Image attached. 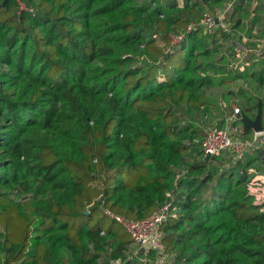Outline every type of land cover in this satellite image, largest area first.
<instances>
[{"label": "trees", "instance_id": "16d2710c", "mask_svg": "<svg viewBox=\"0 0 264 264\" xmlns=\"http://www.w3.org/2000/svg\"><path fill=\"white\" fill-rule=\"evenodd\" d=\"M20 1L28 11L18 0H0L2 264L122 260L136 244L107 213L143 220L168 194L176 210L161 228L168 264H264V206L247 192L253 160L215 157L234 166L218 181L220 199L205 207L192 197L198 177L179 175L191 138L177 129L175 110L202 105L200 90L213 83L206 72L216 73L206 61L213 50L220 69L247 77L227 66L220 41L229 36L195 30L169 48L171 35L199 21L192 0L181 8L167 0ZM150 11L154 18L146 20ZM258 23L251 22L249 37ZM212 160L189 174L206 173ZM17 191L31 196L15 199ZM114 241L118 249L109 255ZM137 250L122 264H151ZM148 255L158 264L155 252Z\"/></svg>", "mask_w": 264, "mask_h": 264}, {"label": "built area", "instance_id": "2783aa9c", "mask_svg": "<svg viewBox=\"0 0 264 264\" xmlns=\"http://www.w3.org/2000/svg\"><path fill=\"white\" fill-rule=\"evenodd\" d=\"M222 0H207L208 5H218ZM21 11H28L20 0H18ZM249 0H229L223 4L222 8H215V11H206L202 14L199 21H191L186 28L185 32L173 34L170 36V47L179 45L186 36L195 30H199L204 35L217 36L226 34L229 37H235L231 44L232 51L229 54L223 53L227 60V66L234 74L239 75L246 71L248 66L247 59L250 56L262 59L264 58V37L260 36L263 29L260 24L264 26V12H257L261 9L260 5H264V0H256V5L253 9L248 11L249 19L242 18L247 10ZM260 18V23L253 27V35L249 37L247 31L251 29V22ZM163 18V15H161ZM241 20L240 27L244 31H239L234 26ZM264 28V27H263ZM222 43V40L220 41ZM253 44V45H252ZM166 49V52L169 50ZM238 99L234 100L233 112L230 116V123L234 126L228 125L227 128H211L208 130L202 142V152L204 157L207 155L210 158L218 157L224 153H229L233 157V161L241 162L250 153H257L264 150V131L256 132L248 136L246 134L242 118L240 117L244 112L243 107L240 105ZM263 105V102H262ZM264 114V110H263ZM240 123L239 126H236ZM249 181L247 183V192L253 198L256 206H264V169L258 170L252 166L248 169ZM170 201L158 207L153 213L143 220L132 221L125 219L121 216H113L107 213L110 217L114 218L119 224L124 226L132 240L138 246V256L142 249H144V258L149 251H153L157 256L158 264H168L170 257L167 254L166 247L163 242L162 226L176 214L173 207V196L168 194ZM264 211V208H262ZM142 258L143 261L146 259ZM121 259L112 261L110 264H122Z\"/></svg>", "mask_w": 264, "mask_h": 264}, {"label": "rangeland", "instance_id": "374dc122", "mask_svg": "<svg viewBox=\"0 0 264 264\" xmlns=\"http://www.w3.org/2000/svg\"><path fill=\"white\" fill-rule=\"evenodd\" d=\"M165 1L166 0H164L163 4L165 3ZM183 1L184 0H167V3L174 2L176 3L174 4L175 7L179 6L181 8L184 6ZM192 1L193 3H191V6H193L194 4H198L196 9L198 13H200L199 20L201 19L202 14L204 12L215 11V8H222L224 4L223 0L218 5H211V6L208 5L206 0H192ZM176 10L178 9L176 8L175 11ZM242 16H243L242 18L244 19L249 18V16L246 14H243ZM153 18H154V15L151 14V11L147 13L145 16L146 20H150ZM238 30L241 32L244 31L243 27H239ZM234 39L235 37H231V36L228 39L226 38L222 39V43L225 46L224 50L222 51L223 53L229 54L232 51L231 44L233 43ZM157 43L161 48L163 47L162 49L166 48V46L163 43H161L160 38L159 40H157ZM218 56H220L219 50L214 49L212 55L206 60L208 64L212 65V67L215 68L216 73L212 71L206 72V75L213 76L211 77V79L213 80V83L211 85L209 84V85L204 86L200 90V93H202L204 97L202 105L198 109L188 107V108H182L179 110H175L176 115L180 117V121L178 123L177 129L180 130L182 137L191 138L190 140H187L185 142V146L187 147V150L185 152L183 164L179 167L180 172H181L179 175L183 174V177L187 175V181L191 179L193 180V178L198 177V179L201 181V184L197 185L193 189L192 197L197 198L199 201L203 202V207L209 204H212L213 199L218 197L219 191H221V187L218 185V181L223 177V173H226L227 169H231L234 166L231 160L223 161L219 158L214 157L212 158L213 160L209 164L208 171L206 173L202 174L201 176H199L198 173H196L197 171L195 173H192L191 175L189 174L190 169L194 165H198L202 163L203 159H205V157L202 155V142L208 130L211 128H227L229 124L231 126H234V124L230 123L228 119L227 121L225 120V118L224 120H221V114L224 117H226L225 114L231 111L232 109L231 99L235 95L234 91L242 89L236 96H239L242 99L243 103L240 105L244 108L246 114L252 117H254V114L251 113L249 103L253 99V101L256 102V106L254 107L256 109L258 105L257 99L260 98L263 100L262 90H260L259 88L254 89L253 86L250 83L247 84V82L250 81L252 84L255 82L257 85L263 84L262 82L263 75H261V73H264V59L262 62L255 64V70H259L261 68L259 72L260 73L259 78L256 81H254L256 78H252L251 77L252 73H250L249 77L246 78L245 84H243L244 87L242 88V86L239 83H237L238 79L235 78L237 76H234L233 74H229L227 70L220 69L221 67L220 64L222 63L217 61L219 59ZM253 73H258V72L255 71ZM251 78L253 80H251ZM222 100H224L225 107H228L227 109H224V106H222V102H223ZM239 125L240 123L236 124V126H239ZM222 156L224 157L225 154H223ZM260 159L262 160V162L261 161L260 162L263 164L264 163L263 162L264 152L262 153V156ZM244 164L245 163H243L240 166V168L237 170V175L240 174V170L243 168ZM262 164L256 163L255 168L258 170L264 169V164L263 165ZM210 174L213 176V179L211 181L204 182L205 179ZM224 176L227 178V175H224ZM238 190L246 191V187L243 185L240 188H238ZM180 194L187 196V192L185 193L182 190ZM30 196L31 195L25 196L21 194L19 191H17L14 193L13 197L15 199L24 200L25 198H28ZM218 199H220V197H218ZM183 200H184L183 197L179 198V203H182ZM110 222L111 221L109 219L106 223L107 227L111 224ZM116 228L120 229V233L127 232L126 230L122 229L119 225H116ZM136 246L131 245L130 246L131 249H127L126 251H124L121 256L123 258L122 260L125 261V257L123 256H129L128 253H131V251L136 250L138 248ZM178 248L179 246H176L173 250H171V252L174 253L175 257H178L177 255L179 254V252H177ZM117 249H118L117 242L114 241V242H110L107 244L108 254L111 253L112 251H116ZM1 259L2 257H0V264H2ZM103 259H104V256H102V261ZM144 259H147V260L149 259L151 264H155V261H156L155 258H152L150 255H148V257H145ZM183 263L184 262H181L180 259L176 261V264H183Z\"/></svg>", "mask_w": 264, "mask_h": 264}, {"label": "crops", "instance_id": "0c3cea01", "mask_svg": "<svg viewBox=\"0 0 264 264\" xmlns=\"http://www.w3.org/2000/svg\"><path fill=\"white\" fill-rule=\"evenodd\" d=\"M227 1H229V0H223V2L225 3V2H227ZM255 5H256V0H249V3H248V5H247V10H246V12L244 13V14H246V15H248V11L249 10H251V9H253V7H255ZM257 12H260V10L259 9H257ZM261 13V12H260ZM250 18V17H249ZM249 18H246V19H249ZM257 18H259V17H257ZM256 18V19H257ZM259 22H260V18H259ZM242 23V22H241ZM263 30H264V28H262ZM263 59L264 58H262V59H259V58H255V57H253V56H250V57H248V59H247V63H248V66L246 67V71L243 73V74H247V77L246 78H248L249 76H248V74H250V73H252L251 74V77L252 78H256L254 81H256L258 78H259V75H260V69L259 70H255V64H257V63H259V62H262L263 61ZM255 71H257L258 73H253V72H255ZM256 74V75H255ZM261 75H263V79H264V73H261ZM232 76V75H231ZM246 78H238V81H237V83H239L241 86H242V88L244 87L243 86V84H245V82H246ZM251 78V80H253ZM237 80V79H236ZM235 80V81H236ZM249 81V80H248ZM251 84L252 86H253V88L254 89H257V88H259L260 90H262V93H263V100L262 99H260V98H258L257 100H258V104H259V100H261L263 103H264V81H263V84H256L255 82L252 84L250 81L249 82H247V84ZM242 89H239V90H237V91H234L235 92V95L232 97V99H231V106H232V109H231V111H229L228 113H226L225 114V116L226 117H224L222 114H221V120H224V118H225V120L227 121V119L228 120H230V116H231V114H232V112H233V103H234V100L235 99H238L239 101H240V103L242 104L243 103V101H242V99L239 97V96H236V95H238V93L241 91ZM254 99H255V97H254ZM223 102H222V106H224V109H227L228 107H225V105H224V100H222ZM249 107H250V110H251V113L252 114H254V117H252V116H250V115H247L246 114V112H245V110H244V112H245V114L249 117V118H251L252 120H255L256 119V117H257V115H258V106H257V108L255 109L254 107L256 106V102H254L253 101V99H252V101L249 103ZM227 106V105H226ZM244 109V108H243ZM263 121H264V114H263ZM263 126H264V123H263ZM249 130H251V132H249L248 133V136H250L252 133H253V130L252 129H249ZM264 152V150H262V151H260V152H257V153H250L247 157H248V159L247 160H249V159H251V160H253V164H252V167L254 168V167H256L255 166V164L256 163H260V164H262L261 162H262V160L260 159L261 158V156H262V153ZM261 161V162H260ZM264 162V161H263ZM264 164V163H263ZM262 164V165H263Z\"/></svg>", "mask_w": 264, "mask_h": 264}, {"label": "water", "instance_id": "95a60500", "mask_svg": "<svg viewBox=\"0 0 264 264\" xmlns=\"http://www.w3.org/2000/svg\"><path fill=\"white\" fill-rule=\"evenodd\" d=\"M241 23V20L237 22V24L234 26V28H237L238 25ZM242 118V123L244 125L245 129H252L256 132H262L264 131V126H263V108H262V101H259L258 104V115L255 120H252L249 118L245 113H242L241 116ZM210 159V156L207 155L205 157V161H208ZM144 252V249H142V253Z\"/></svg>", "mask_w": 264, "mask_h": 264}]
</instances>
